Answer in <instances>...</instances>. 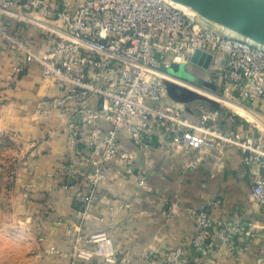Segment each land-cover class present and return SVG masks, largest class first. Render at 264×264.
Segmentation results:
<instances>
[{
    "label": "built area",
    "instance_id": "built-area-1",
    "mask_svg": "<svg viewBox=\"0 0 264 264\" xmlns=\"http://www.w3.org/2000/svg\"><path fill=\"white\" fill-rule=\"evenodd\" d=\"M55 1L0 0V15L18 21L26 22L39 11L41 26L50 34L41 53L0 21V51L8 48L15 55L12 73L37 63L41 79L55 88L56 96L42 102L36 113L54 112L68 128L70 150L55 175L63 186L68 180L84 182L85 208L104 183L110 163L121 164L138 187L144 186V171L134 168L136 153L148 156L156 147L164 151L181 147L192 156L188 168H195L204 154L231 147L244 155L246 163L264 169V138L239 129L224 131L218 123L219 110L187 108L167 91L171 83L205 92L221 108L250 112L254 102L264 101V46L236 39L229 30L170 0H83L60 8ZM196 52L211 57L207 69L189 61ZM173 63L198 67L202 77L190 74L217 90L169 74L166 68ZM122 137L134 151L123 148ZM251 198L264 207V176L254 181ZM191 215L196 226L191 250L196 255L205 251L211 236L222 248L240 232L239 227L214 222L205 210ZM81 240L77 237L72 259L99 257L104 264H116L107 233L97 232L85 240L93 248L79 246ZM47 253L64 255L52 247ZM187 255V249L176 247L165 253L164 260L171 264Z\"/></svg>",
    "mask_w": 264,
    "mask_h": 264
},
{
    "label": "crops",
    "instance_id": "crops-1",
    "mask_svg": "<svg viewBox=\"0 0 264 264\" xmlns=\"http://www.w3.org/2000/svg\"><path fill=\"white\" fill-rule=\"evenodd\" d=\"M75 1L56 0L54 5L77 6L83 0ZM42 20L39 11L26 22L0 15L3 24L41 53L50 37ZM16 61L8 48L0 51V130L14 133L28 151L17 173V186L23 196L22 210L39 242L32 264H104L99 257L78 261L70 256L77 237L82 239L79 246L93 248L85 240L101 231L112 239L116 264H167L165 253L176 247L187 249L188 255L171 264H264V207L251 198L254 181L264 176L257 163H246L236 149L222 147L202 155L195 168H188L192 156L181 147L174 151L156 147L148 156L136 153L134 168L144 171V186L138 187L136 178L121 164L110 163L104 183L85 208L84 182L68 180L63 186L55 175L70 150L68 128L54 112L36 113L57 92L41 79L37 63L22 73H12ZM188 68L197 77L203 76L198 67ZM192 106L200 105L193 101L187 108ZM221 109L222 130L239 129L264 138V101L254 102L250 112ZM121 140L125 150H135L125 137ZM198 210L207 211L216 223L240 228L230 245L218 247L211 236L201 255L191 250L196 231L191 212ZM51 247L64 255L48 254Z\"/></svg>",
    "mask_w": 264,
    "mask_h": 264
},
{
    "label": "rangeland",
    "instance_id": "rangeland-1",
    "mask_svg": "<svg viewBox=\"0 0 264 264\" xmlns=\"http://www.w3.org/2000/svg\"><path fill=\"white\" fill-rule=\"evenodd\" d=\"M232 35L236 39L243 38L235 33ZM190 66L182 64L179 77L195 83L194 76L188 71ZM172 71L171 67L166 68V72L175 75ZM204 93L200 94L208 97ZM198 105L209 109L203 101H198ZM27 152L23 142L14 133L0 130V264H32V257L39 250L31 221L22 210L23 196L17 186V173L23 166Z\"/></svg>",
    "mask_w": 264,
    "mask_h": 264
},
{
    "label": "water",
    "instance_id": "water-1",
    "mask_svg": "<svg viewBox=\"0 0 264 264\" xmlns=\"http://www.w3.org/2000/svg\"><path fill=\"white\" fill-rule=\"evenodd\" d=\"M170 1L189 8L192 12L212 24L221 26L232 33L264 46V0ZM210 58L209 55L196 52L189 61L203 69H207ZM180 66L181 64L179 63H173L170 66L173 69L172 72L175 74L174 76L179 77L181 75L182 72H179ZM193 78L196 82L212 90H217L215 86L209 85L195 77ZM167 91L174 100L183 103L186 107L193 101H212L201 94L186 90L171 83L167 84Z\"/></svg>",
    "mask_w": 264,
    "mask_h": 264
},
{
    "label": "trees",
    "instance_id": "trees-1",
    "mask_svg": "<svg viewBox=\"0 0 264 264\" xmlns=\"http://www.w3.org/2000/svg\"><path fill=\"white\" fill-rule=\"evenodd\" d=\"M203 102H205V103L208 104L209 109H214V110H219V111L222 110V109L220 108L219 104H217V103H215V102H213V101H210V102L203 101ZM38 221H41V220L38 219Z\"/></svg>",
    "mask_w": 264,
    "mask_h": 264
},
{
    "label": "bare ground",
    "instance_id": "bare-ground-1",
    "mask_svg": "<svg viewBox=\"0 0 264 264\" xmlns=\"http://www.w3.org/2000/svg\"><path fill=\"white\" fill-rule=\"evenodd\" d=\"M179 6L182 7V8H183L184 10H186V11H191L189 8L184 7V6L180 5V4H179Z\"/></svg>",
    "mask_w": 264,
    "mask_h": 264
}]
</instances>
